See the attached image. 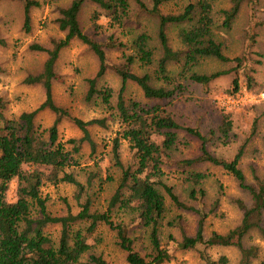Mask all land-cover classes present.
Wrapping results in <instances>:
<instances>
[{"label": "trees", "instance_id": "16d2710c", "mask_svg": "<svg viewBox=\"0 0 264 264\" xmlns=\"http://www.w3.org/2000/svg\"><path fill=\"white\" fill-rule=\"evenodd\" d=\"M137 14L145 13L157 20L156 45H152L151 36L143 31L138 33L131 42V53L122 52L118 63L109 65L106 50L126 48L110 36L106 43L97 42L84 34L79 26L78 16L82 6L90 2L98 6L112 23L120 26L122 20L128 18L129 0H72L70 4L59 9L58 29L64 37L53 40L49 47L31 44L29 49L44 53L45 60L39 73L29 75L23 83L28 86H39L44 93V101L34 110L22 112L16 121L4 117L5 103L0 99V264H79L80 259L90 251L87 242L88 234L93 233L98 225L103 224L116 234L117 247L125 253L127 264H164L170 260V254L159 238V225L164 213V196L159 188L168 196L169 201L178 209L192 210L181 202L173 193L172 188L162 181V167L176 165L189 168L200 164L219 167L230 174L246 191L251 204L245 206L239 202L242 219L238 226L225 234L212 233L208 238L203 234L204 215L199 216L198 227L193 236L183 235L176 243L178 249L196 250L204 264H214L205 250L212 247H235L239 253L238 264H251L258 256L255 246H245L244 237L252 230L258 231L264 239L263 222L252 223L251 218L260 215L264 210V181L260 180L251 170L253 183L247 184L245 176L239 168L244 145H241L231 160L213 156L207 150L211 136H204L196 128H181L169 111L159 105L171 103L184 90V82L207 87L219 77L234 71L232 92L239 88L237 69L241 66L240 58L228 59L223 54L222 45L214 37V20L212 16L213 0H188V4L178 14H163L161 7L174 1L183 0H150L147 8L143 0H132ZM229 6L221 11V28L227 30L239 14L244 0H228ZM39 7L36 0L23 1L22 30H31L30 11ZM92 16V23L97 21ZM176 26L180 48L173 49L168 41L166 29ZM76 40L86 47L98 61V70L94 77L87 79L88 91L86 100L98 98L102 105L113 110L120 122V139L129 142L130 163L125 167L119 160V138L112 141L111 155L114 166L120 171L117 188L107 202L104 212L93 210V203L86 196L85 187L71 174L63 172L70 161V152L64 147L72 145V153H77L82 143H87L92 150L94 143L89 135V128L94 125L103 126L104 120L83 121L73 117L66 109L55 104L52 85L55 79V65L62 49L70 41ZM5 45L0 40V46ZM206 59H214L222 63L236 62L237 68L231 71H216L200 74L195 71ZM143 69L136 74L134 69ZM108 70L120 79V88L116 93L110 87L98 88V81ZM253 73V70H251ZM247 87H255L251 75L246 77ZM136 85L147 100L158 102L151 106L144 105L125 95L127 83ZM48 111L54 116L51 126L43 127L36 123L37 115ZM68 121L81 133L79 139H70L66 143L58 140L57 125ZM255 122V121H254ZM232 128L230 114H224L217 128L222 138L229 135ZM256 125L252 124L250 136L254 135ZM183 129L201 143L200 153L194 158L173 162L171 150L178 144V131ZM210 134H213L211 132ZM60 174V175H59ZM207 178L202 172L187 174L184 181L191 188L188 199L199 202L205 193L201 183ZM16 180L15 201L7 200L9 184ZM106 178V181H110ZM42 181L52 184L66 183L75 187L76 201L79 211L76 214L67 212L55 217L46 210V198L40 195ZM90 183V180L88 181ZM86 196L81 202L82 196ZM135 205V206H134ZM134 209L137 222L148 229L149 251L140 255L133 248V241L128 236V227L122 223H114L111 214L115 209ZM39 213L34 217L32 210ZM85 223L87 227H80ZM170 226H179L177 218ZM50 225L59 226V236L54 242L45 234ZM219 264H226L221 257ZM88 264H107L100 256L88 254Z\"/></svg>", "mask_w": 264, "mask_h": 264}, {"label": "rangeland", "instance_id": "374dc122", "mask_svg": "<svg viewBox=\"0 0 264 264\" xmlns=\"http://www.w3.org/2000/svg\"><path fill=\"white\" fill-rule=\"evenodd\" d=\"M24 0H0V40L5 45L0 46V99L5 103L4 117L16 121L22 112L36 109L44 101V93L39 86H28L23 80L41 71L45 60L44 53L31 51V44L49 47L51 42L64 37L57 26L59 9L67 7L72 0H36L39 7L30 11L31 30H22ZM194 1V0H190ZM150 8V0H143ZM188 0L174 1L161 7L163 14H178L188 4ZM128 18L118 26L112 23L111 17L93 3L86 2L79 13L78 22L84 34L97 42L106 43L112 36L117 42L125 44L122 50L107 49L106 56L109 65L118 63L122 52L130 54L131 42L140 32H147L156 45L157 20L148 14H137L132 0H129ZM228 0L212 1V16L214 20V37L221 43L223 54L228 59L240 58L241 66L237 69L239 88L232 92L234 71L219 77L207 87L184 82V90L165 107L181 128H196L204 136H211L207 150L215 157L231 160L241 145H244L239 168L245 176L247 184L253 183L251 170L264 181V0H244L239 14L227 30L221 28V11L228 8ZM97 15V21L92 23V16ZM176 26H168L166 34L173 49L180 48ZM237 68L236 62L222 63L214 59L204 60L195 69L197 73L208 74L216 71H231ZM98 70L96 57L84 45L76 40L70 41L62 49L55 65V79L52 85V95L55 104L66 109L73 117L83 121L104 120L103 126L94 125L89 128V135L94 143V149L87 143H82L77 153H72V145L64 147L70 152V161L63 172L71 174L86 189V196L93 203V210L104 212L107 202L117 188L120 171L112 161V141L119 138L118 155L123 166L131 160L129 142L120 139V122L113 110L102 105L98 98L86 100L88 91L87 79L95 76ZM253 70V73H251ZM136 74H142L143 69L136 67ZM251 75L255 87L248 88L246 77ZM98 88L110 87L116 93L120 88V79L111 71L99 79ZM125 95L144 105L158 102L147 100L140 89L133 83H127ZM230 114L232 128L229 135L222 138L217 131L224 114ZM54 116L48 111L37 115L36 123L49 127ZM255 121V122H254ZM256 128L250 136L252 124ZM183 129L178 131V144L171 150L173 162L194 158L200 153L201 143L187 134ZM58 140L66 143L70 139H79L80 131L68 121L57 125ZM213 132V134H210ZM162 181L172 188L177 198L192 210L178 209L172 205L168 196L159 188L164 196V213L159 225L161 244L170 254V260L164 264H204L196 250H181L176 246L183 235L193 236L198 227L200 211L204 215L203 234L208 238L212 233L225 234L238 226L242 212L238 203L245 206L251 204L249 194L239 187L238 182L224 170L209 164L180 168L176 165L162 167ZM191 172H202L207 178L201 183L205 196L199 202L188 199L191 188L184 179ZM60 175V174H59ZM110 178V181H106ZM90 180V183L88 181ZM17 188L16 180L9 184L7 200L14 202ZM42 198H46V210L55 217L63 216L68 211L76 214L79 211L76 201L75 187L66 183L52 184L42 181L39 189ZM86 196H82L81 202ZM135 206V205H134ZM34 217L39 213L33 209ZM138 213L134 209H115L111 214L114 223H122L128 227V236L133 241L134 251L145 255L149 251L148 229L137 222ZM177 218L179 226H170ZM263 222L264 210L260 215L251 218L252 223ZM87 224L83 223L84 230ZM45 234L54 242L59 236V226L50 225ZM87 242L90 251L85 254L79 264H88V254L100 256L107 264H127L125 253L117 247L116 234L108 226L100 224L88 234ZM245 246H255L258 256L251 264H264V239L258 231L252 229L243 239ZM214 264H219L221 257L226 258V264H238L239 253L235 247H212L205 250Z\"/></svg>", "mask_w": 264, "mask_h": 264}, {"label": "built area", "instance_id": "2783aa9c", "mask_svg": "<svg viewBox=\"0 0 264 264\" xmlns=\"http://www.w3.org/2000/svg\"><path fill=\"white\" fill-rule=\"evenodd\" d=\"M261 98H262V99H264V94H263V95H261Z\"/></svg>", "mask_w": 264, "mask_h": 264}]
</instances>
